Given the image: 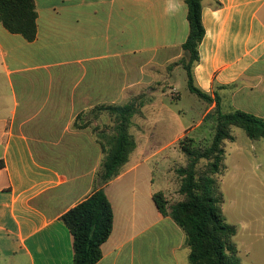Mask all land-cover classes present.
<instances>
[{"label": "crops", "instance_id": "crops-1", "mask_svg": "<svg viewBox=\"0 0 264 264\" xmlns=\"http://www.w3.org/2000/svg\"><path fill=\"white\" fill-rule=\"evenodd\" d=\"M35 3L34 42L0 23V264H74L73 237L62 217L99 188L105 153L93 127L111 125L101 113L81 130L77 117L123 105L153 87L157 71L184 56L188 8L183 0ZM203 24L195 85L218 95L225 112L264 118V0H204ZM168 113L156 100L133 119L137 149L104 186L114 227L97 264H189L184 231L153 199L168 189L157 182L154 162L187 131L164 142L171 139ZM252 144L255 153L261 148L264 168V141ZM243 230L264 235L251 221Z\"/></svg>", "mask_w": 264, "mask_h": 264}, {"label": "trees", "instance_id": "trees-1", "mask_svg": "<svg viewBox=\"0 0 264 264\" xmlns=\"http://www.w3.org/2000/svg\"><path fill=\"white\" fill-rule=\"evenodd\" d=\"M183 2L188 8L189 35L179 64L187 73L190 92L209 105L215 104L205 116V121L215 122V132L206 147L196 146L195 139L189 136L180 140V150L187 158V165L176 170L183 199L171 203L163 192H157L153 199L159 211L184 231L190 249L189 264H241L234 241L237 228L227 222L223 213L219 179L226 172V143L236 141L233 129H242L251 140H264V118L241 110L225 112L218 95L214 99L195 85L193 70L200 61L199 49L206 35L204 0ZM37 20L35 0H0V23L11 34L34 42ZM152 101L141 94L123 105L99 106L77 117L75 127L81 130L92 127L101 113L109 116L111 125L93 127L105 153L98 173L99 188L62 217L73 237L74 264H97L103 258V245L114 227V210L104 186L121 175L137 149L130 132L133 119Z\"/></svg>", "mask_w": 264, "mask_h": 264}, {"label": "rangeland", "instance_id": "rangeland-1", "mask_svg": "<svg viewBox=\"0 0 264 264\" xmlns=\"http://www.w3.org/2000/svg\"><path fill=\"white\" fill-rule=\"evenodd\" d=\"M179 61L180 58L163 72L158 70L156 79L159 81L143 94L147 95V99L162 101L169 110L167 116L171 139L164 142L175 140L174 137L187 130L181 138L185 135L192 137L196 146L206 147L212 142L215 122L205 121V116L214 108L190 92L187 73ZM188 129H191L190 133H187ZM233 134L236 141L226 143V172L219 179L224 198L223 213L227 222L234 225L239 232L234 241L239 245L240 251L243 250L239 256L241 264H264V235L251 237L243 230L244 224L251 221L257 231L264 234V168H261V148L257 146V152L252 151L254 140L249 139L242 129L234 128ZM180 139L172 146L173 149L180 150ZM173 149L157 156L159 164L154 162L157 182L165 181L168 186L165 189L166 196L171 203L183 199L179 193L180 180L176 170L187 165V158L182 151L180 150L183 156L180 155L183 158L178 159V154ZM167 155L171 158V163L165 162ZM171 167L175 176L169 170ZM245 252H250L249 256Z\"/></svg>", "mask_w": 264, "mask_h": 264}]
</instances>
